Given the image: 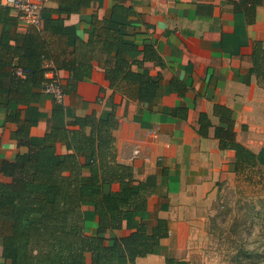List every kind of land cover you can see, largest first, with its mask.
<instances>
[{
	"label": "crops",
	"instance_id": "obj_1",
	"mask_svg": "<svg viewBox=\"0 0 264 264\" xmlns=\"http://www.w3.org/2000/svg\"><path fill=\"white\" fill-rule=\"evenodd\" d=\"M57 5V0H49L45 6ZM111 12L115 29L136 35L138 49L131 52L132 58H143L144 44L154 47L159 60H147L136 69L159 78L157 100L142 103L131 95L137 86L134 82L118 79L111 84L105 64L95 61L92 76L79 81L62 103L41 92L40 101L19 106L18 121V105L0 106V164L4 158L27 153V141L42 143L54 126H66L76 116L92 112L97 116L113 112L118 121L112 130L117 159L132 166L135 178L152 191L145 221L151 225L160 217L172 221L169 236L161 239L156 252L137 257L134 264H171L169 258L187 259L185 217L176 200L192 191L201 196L229 187L243 192L248 183L255 184V169L264 164V0L254 20L237 12L233 0H94L67 19L70 40L89 38L85 18L93 13L101 20V31L111 24L102 20ZM27 29L21 23L19 42ZM53 41L57 48V40ZM73 50L70 44L67 53L72 55ZM102 58L115 65V56L104 53ZM58 75L63 78L67 72L60 68ZM217 104L232 109L235 139L260 154L256 168L239 171L235 150L221 148L215 135V127L222 124ZM203 114L209 123L207 133L200 131ZM28 120L32 127L27 135L17 134ZM57 150L59 158L68 151L64 142H58ZM0 180H7L2 172ZM83 208L86 232L94 233V207ZM140 222L133 212L123 229ZM0 264L11 261L0 256Z\"/></svg>",
	"mask_w": 264,
	"mask_h": 264
},
{
	"label": "trees",
	"instance_id": "obj_2",
	"mask_svg": "<svg viewBox=\"0 0 264 264\" xmlns=\"http://www.w3.org/2000/svg\"><path fill=\"white\" fill-rule=\"evenodd\" d=\"M94 0H57V7L45 6L40 25H28L24 40L19 42L21 21L9 6L0 3V106L22 107L40 101L46 81L48 60L58 72L67 75L61 84L67 93L79 81L90 78L94 62L104 63L105 75L111 84L118 79L135 83L130 93L142 103L157 100L159 78L137 70L147 60H159L153 46L144 44L143 58H132L138 49L135 33L113 27L112 12L102 20L111 24L101 31L96 14L86 17L85 32L89 38L70 40L71 26L67 19L80 13ZM235 10L252 15L262 0H233ZM102 30L104 32H102ZM57 40L54 48L53 39ZM74 44V50L67 48ZM116 57L115 65L103 62V54ZM22 69L23 74L18 73ZM43 93V92H42ZM215 111L222 124L215 127L221 148L235 150L236 167L256 168L259 155L235 139L233 111L217 104ZM25 120V119H24ZM202 115L200 131L209 125ZM113 112H95L76 116L66 126H54L42 143L27 141L28 152L14 159L4 158L0 164L7 180H0V256L11 264H134L139 256L156 252L162 238L169 236L172 221L160 217L148 224V196L151 189L135 178L132 166L117 159L112 134L117 126ZM32 123L22 131L27 135ZM58 142L68 151L59 158ZM259 171V168L255 169ZM93 205L97 226L86 232L84 205ZM135 212L141 222L135 228L123 229L126 219ZM171 264H188L182 259H168Z\"/></svg>",
	"mask_w": 264,
	"mask_h": 264
},
{
	"label": "rangeland",
	"instance_id": "obj_3",
	"mask_svg": "<svg viewBox=\"0 0 264 264\" xmlns=\"http://www.w3.org/2000/svg\"><path fill=\"white\" fill-rule=\"evenodd\" d=\"M255 175L243 192L192 191L176 200L188 264H264V164Z\"/></svg>",
	"mask_w": 264,
	"mask_h": 264
},
{
	"label": "built area",
	"instance_id": "obj_4",
	"mask_svg": "<svg viewBox=\"0 0 264 264\" xmlns=\"http://www.w3.org/2000/svg\"><path fill=\"white\" fill-rule=\"evenodd\" d=\"M49 0H1L18 15L22 24L40 25L42 10ZM46 81L43 84L42 92L53 98L55 102L62 103L65 100L66 92L61 84V77L55 69L53 61L46 62ZM18 73L23 74L22 69Z\"/></svg>",
	"mask_w": 264,
	"mask_h": 264
}]
</instances>
